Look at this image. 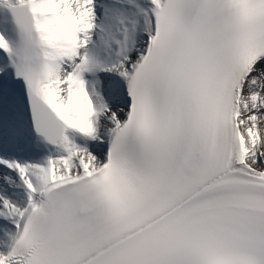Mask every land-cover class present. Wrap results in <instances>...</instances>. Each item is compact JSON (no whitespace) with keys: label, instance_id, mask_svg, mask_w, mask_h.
<instances>
[{"label":"snow or ice","instance_id":"1","mask_svg":"<svg viewBox=\"0 0 264 264\" xmlns=\"http://www.w3.org/2000/svg\"><path fill=\"white\" fill-rule=\"evenodd\" d=\"M0 264H264V0H0Z\"/></svg>","mask_w":264,"mask_h":264}]
</instances>
